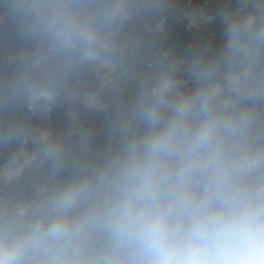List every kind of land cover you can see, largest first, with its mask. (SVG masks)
Returning <instances> with one entry per match:
<instances>
[{
	"label": "clouds",
	"instance_id": "obj_1",
	"mask_svg": "<svg viewBox=\"0 0 264 264\" xmlns=\"http://www.w3.org/2000/svg\"><path fill=\"white\" fill-rule=\"evenodd\" d=\"M128 14L123 0H0L65 67L95 58ZM225 22L221 56L193 64L190 93L162 74L96 165L27 214H0V264H264V14Z\"/></svg>",
	"mask_w": 264,
	"mask_h": 264
},
{
	"label": "crops",
	"instance_id": "obj_2",
	"mask_svg": "<svg viewBox=\"0 0 264 264\" xmlns=\"http://www.w3.org/2000/svg\"><path fill=\"white\" fill-rule=\"evenodd\" d=\"M158 1L166 14L172 15L205 0ZM223 4L229 10L237 8L235 0H223ZM136 5L137 0H130L132 10ZM248 15L259 14L243 12L238 20ZM122 27L130 36L135 28L143 30V23L123 21L107 35L95 58L68 67L52 62L51 75L43 78L32 69L28 58L36 42L23 38L12 22L0 15V159L26 135L39 139L35 145L45 151L39 173L29 178L30 181H19L25 185L27 198L36 197L39 201L44 195L30 196L29 189L35 188L37 192L36 188L40 187L45 193L71 175L75 168L96 165L113 145L114 130L128 117L145 88L153 86L164 73L181 79L183 75L171 70V65L186 60L214 62L223 51L219 37L223 31L221 24L215 27L218 35L210 36L206 30L192 33L184 22L171 19L163 32L144 38L137 34L135 40L129 39L128 34L120 35ZM110 67L117 69L110 75L105 94L115 106L121 107L120 110L114 114H98L67 100L66 87L76 86L79 78L94 82L98 69L105 74ZM144 69L148 73L143 74ZM187 83L185 94L197 87L195 80ZM52 152L58 153L64 166L62 172L53 171L49 156ZM9 207L8 194L0 188V214H6Z\"/></svg>",
	"mask_w": 264,
	"mask_h": 264
},
{
	"label": "built area",
	"instance_id": "obj_3",
	"mask_svg": "<svg viewBox=\"0 0 264 264\" xmlns=\"http://www.w3.org/2000/svg\"><path fill=\"white\" fill-rule=\"evenodd\" d=\"M235 1L237 2V8L234 10H229L225 7L223 0H205L196 6L190 4L187 10H179L172 15H168L163 10L161 2L158 0H137V5L133 10L130 6V0H123L129 8V14L123 21L129 22L133 18H136L143 23V29L145 31L151 32V34H158L164 31L171 19H175L179 22H184L188 31L192 33L206 30L210 36L218 35L215 27L216 24H221L223 26V31L219 34V37L222 40L224 49L228 27L225 22L226 17L231 20H238V16L241 13L249 11L253 14H264V0ZM120 2L121 0L114 1V3ZM151 19L154 20L155 23H152ZM29 57L32 69L35 70V72L43 73L47 71L51 61L43 59V53L39 50L37 42L31 47ZM197 62L204 63L199 60H186L184 63L170 66L172 68L171 70L177 71L183 75L180 77L181 79L175 78L180 91L183 93L184 89L188 90L187 82L194 81L191 68L193 64ZM105 64L108 65L107 63ZM116 69L110 67V69H106L105 74H102L100 69H98L96 78L97 83L78 80L76 86L66 87L67 100L72 103H79L98 114H114L116 111L120 110L121 107L115 106L106 96L105 91L108 88V83L105 76L112 75V72ZM142 73L146 74L148 70L144 69ZM95 85H97V87H95ZM38 140L37 138L35 139L32 136L26 135L19 140V143L13 147L9 154L4 155L0 159V188L4 189L8 194V201L10 203L7 213L27 214L38 201L36 197L35 199L27 198L25 195L26 189L22 188L21 182H19L26 172L32 170L38 172L40 165L43 163V154L45 151L36 147L35 144ZM29 190L32 195L33 189ZM17 195H20L21 198H17Z\"/></svg>",
	"mask_w": 264,
	"mask_h": 264
},
{
	"label": "trees",
	"instance_id": "obj_4",
	"mask_svg": "<svg viewBox=\"0 0 264 264\" xmlns=\"http://www.w3.org/2000/svg\"><path fill=\"white\" fill-rule=\"evenodd\" d=\"M136 22V21H138V19H136V18H133L131 21H129V22H126V24H132L133 22ZM124 29H126V28H120V30H119V32H120V35H124V34H128V30H124ZM138 34V35H137ZM150 34H151V32H148V31H145L144 29L143 30H136V28L135 29H133V31L131 32V35L129 36V34H128V36H129V39H132V40H135V39H137V37L138 36H142V37H140V38H144V37H147V36H150ZM136 35H137V37H136ZM131 41L129 40V43H130ZM37 73V72H36ZM45 73H37V75H39V76H41L42 77V75H44ZM46 77H48V75H46L44 78H46ZM78 80H83L84 82H93L92 80H84V79H81V78H79ZM78 80L76 81V83L78 82ZM107 96V95H106ZM112 101V100H111ZM113 103H114V101H112ZM13 149V148H12ZM11 149V150H12ZM11 150L10 151H8L6 154H9L10 152H11ZM42 168V167H41ZM39 170H40V167H39ZM39 170H38V172H36V171H28V172H26L25 173V175H24V177L21 179V181L22 180H24L25 179V182L27 181V180H29V178L31 179L36 173H39ZM30 181V180H29ZM29 185V184H28ZM27 185V186H28ZM22 186V185H21ZM22 188H25V185L24 186H22ZM45 194V193H44ZM25 195H26V192H25ZM31 195V194H30Z\"/></svg>",
	"mask_w": 264,
	"mask_h": 264
},
{
	"label": "rangeland",
	"instance_id": "obj_5",
	"mask_svg": "<svg viewBox=\"0 0 264 264\" xmlns=\"http://www.w3.org/2000/svg\"><path fill=\"white\" fill-rule=\"evenodd\" d=\"M29 58V63H30V66L32 67V65H31V60H30V57H28ZM52 62L50 63V65H49V67H48V69H47V71H45V72H43V73H45L44 75H42V77L44 78L46 75H48V76H50L51 75V72H52ZM35 71V70H34ZM97 75H98V72L96 73V76H95V79H94V82H96V78H97ZM112 77L111 76H109V75H106L105 76V79L107 80V83H109L110 82V79H111ZM83 81V80H82ZM97 83V82H96ZM95 83V84H96ZM95 87H97V85H95ZM42 169H43V167H42ZM37 188H39L38 190L39 191H37V192H35V188L33 189L34 190V193L32 194L33 196L35 195V196H39V195H44V190H43V188H40V187H37ZM37 188H36V190H37Z\"/></svg>",
	"mask_w": 264,
	"mask_h": 264
}]
</instances>
